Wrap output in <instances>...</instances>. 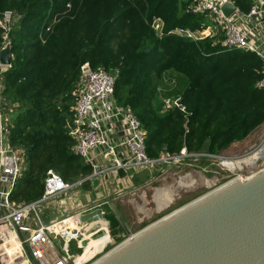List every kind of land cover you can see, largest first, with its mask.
<instances>
[{
	"label": "trees",
	"instance_id": "1",
	"mask_svg": "<svg viewBox=\"0 0 264 264\" xmlns=\"http://www.w3.org/2000/svg\"><path fill=\"white\" fill-rule=\"evenodd\" d=\"M232 1L242 12L253 5ZM196 2L0 0V50L11 42L13 62L0 69L1 93L10 97L8 140L25 156L13 201L40 199L49 170L71 183L92 173L72 134L75 90L86 63L115 74V100L147 131L151 158L184 148L219 155L264 123L259 56L224 46L221 31L202 39L176 32L215 25L206 12L192 10ZM7 12L13 13L9 24L3 22ZM167 73H175L177 83L162 91ZM169 96L182 106L165 108ZM91 186L88 179L82 185Z\"/></svg>",
	"mask_w": 264,
	"mask_h": 264
},
{
	"label": "built area",
	"instance_id": "2",
	"mask_svg": "<svg viewBox=\"0 0 264 264\" xmlns=\"http://www.w3.org/2000/svg\"><path fill=\"white\" fill-rule=\"evenodd\" d=\"M225 1L227 0H197L192 10L206 12L215 23L211 26L213 30L214 27L221 28L224 46L251 51L259 56L263 65V77L259 84L264 88V0H252L253 5L247 12H242L230 0L237 6L230 17H226L221 10ZM12 18L13 13L7 12L3 22L9 24ZM155 28L161 30V23L156 21ZM213 30L208 26L200 31L180 28L176 32L189 38L202 39L213 35ZM7 38L6 32L4 39ZM8 67L0 64L1 70ZM115 86V74L104 68H90L83 73L75 90V122L72 130L76 140L75 150L92 167V173L71 183L49 170L43 196L33 202L17 203L11 199V195L21 174L25 156L22 149L14 148L9 143L10 113L5 103L10 97L1 93L0 82V253L5 249L8 239H17L22 245L16 224L24 234H28L26 240L31 255L39 264H72L73 244L83 247L103 235L101 219L84 220L85 216L100 208L101 204L94 205L93 202L85 208L80 205L77 211L63 216L51 211L53 204L66 200L67 196L77 195L78 193L72 194L69 191L80 188L87 179L92 183L98 181L96 187L102 189L108 178H117L124 185V190L135 174L186 151L184 148L180 153H162L158 158H151L146 150L147 131L129 107L117 103ZM179 100L180 98L165 100V108L173 105L181 107ZM116 190L117 193L120 192L118 188ZM88 200L93 201L91 197ZM31 215L35 226L32 232L27 223ZM22 251V258L18 261L15 259L14 262L32 264L23 245Z\"/></svg>",
	"mask_w": 264,
	"mask_h": 264
},
{
	"label": "water",
	"instance_id": "3",
	"mask_svg": "<svg viewBox=\"0 0 264 264\" xmlns=\"http://www.w3.org/2000/svg\"><path fill=\"white\" fill-rule=\"evenodd\" d=\"M237 6L225 1L226 17ZM11 42L0 50V64L12 66ZM89 63L82 67L86 72ZM181 103V100L178 101ZM129 237L90 264H264V164L246 178L236 177L160 219L131 233L111 203ZM32 264L26 238L15 224Z\"/></svg>",
	"mask_w": 264,
	"mask_h": 264
},
{
	"label": "rangeland",
	"instance_id": "4",
	"mask_svg": "<svg viewBox=\"0 0 264 264\" xmlns=\"http://www.w3.org/2000/svg\"><path fill=\"white\" fill-rule=\"evenodd\" d=\"M210 29L213 30V27L210 26ZM220 29V27H214L213 34L214 31L218 32ZM176 83V74L167 73L163 78L161 90L164 91L165 85L174 86ZM168 99H173V97L164 98L166 101ZM263 148L264 123L255 128L245 139L233 142L219 155L190 153L186 150L174 155L171 159L162 160L154 164L150 169H144L135 174L130 178V182L125 185L124 190L118 194L111 193L109 199L103 194L97 199L94 192L91 195V199L95 202L94 205L101 204V207L94 209V212L85 216L84 220L91 218H96V220L101 219L103 235L96 241L83 247H76L73 244L71 253L74 254V257L71 263L90 264L106 251L129 237L126 230L123 231V225L114 213L111 203L119 211L130 232L134 234L169 212L191 202L229 180L236 177L246 178L252 172L257 171L263 166L264 158L258 159L255 167L243 164V168L241 169H230L223 162L227 161L235 164L237 161L262 151ZM181 180L185 181L188 185H180L179 181ZM166 188L174 190L176 194L175 199L167 208L158 211L155 195L157 190ZM98 189L101 190V188ZM78 190L80 188L71 190L69 193L75 194ZM61 206L62 203L60 201L54 204L56 208L54 209L55 214H61ZM45 211H48V209H45ZM63 214L67 215L68 212ZM33 218V215H31L27 221L31 226V232L35 228ZM20 245L21 243L17 239L12 238L9 240L5 249L3 248L6 257L2 259V264H13L15 259L18 261V259L22 258L23 244Z\"/></svg>",
	"mask_w": 264,
	"mask_h": 264
},
{
	"label": "crops",
	"instance_id": "5",
	"mask_svg": "<svg viewBox=\"0 0 264 264\" xmlns=\"http://www.w3.org/2000/svg\"><path fill=\"white\" fill-rule=\"evenodd\" d=\"M97 182L98 181L93 182L92 186L90 188H87V189L80 187V190L75 192V194L78 193L77 195L67 196L66 200L60 201V203H62V206H61L62 211H61L60 215L63 216L64 215L63 213H66V212H68V214L75 212L78 210L77 207L80 205H83V208H85V206L91 205V203H93V201L91 202L88 199L91 197V195H93L94 192H95L97 199L100 197L101 194L107 196V199H109L111 196V193L118 194L116 189L118 188V190L121 192V190L123 189L122 187L124 186L122 183H119L117 178H108V182L105 183V187L102 188L101 189L102 191H101L100 189H98L96 187L98 185ZM109 184H111V187H108ZM51 209H53V210L56 209L54 207V204L51 206ZM7 258H9V257L7 256ZM13 264H17V263L13 262Z\"/></svg>",
	"mask_w": 264,
	"mask_h": 264
},
{
	"label": "bare ground",
	"instance_id": "6",
	"mask_svg": "<svg viewBox=\"0 0 264 264\" xmlns=\"http://www.w3.org/2000/svg\"><path fill=\"white\" fill-rule=\"evenodd\" d=\"M260 151V150H259ZM264 158V149H262V151L260 152H256L254 153L252 156L247 157L243 160L237 161L235 164L231 163V162H223V164L227 167H229L230 169H234V168H243V164H247L251 167H255L257 164L258 159H263ZM180 185H188L185 181L181 180L179 181ZM181 186V187H182ZM175 192L174 190H172L171 188H166V189H160L157 190V193L155 195V200L157 202V210H163L165 208H167L175 199ZM10 239H8L6 241V244L9 242ZM5 251L2 249L1 253H0V264H2V259L5 257Z\"/></svg>",
	"mask_w": 264,
	"mask_h": 264
},
{
	"label": "flooded vegetation",
	"instance_id": "7",
	"mask_svg": "<svg viewBox=\"0 0 264 264\" xmlns=\"http://www.w3.org/2000/svg\"><path fill=\"white\" fill-rule=\"evenodd\" d=\"M124 228V227H123ZM125 230V229H124Z\"/></svg>",
	"mask_w": 264,
	"mask_h": 264
}]
</instances>
